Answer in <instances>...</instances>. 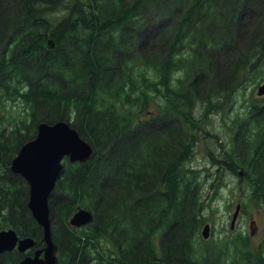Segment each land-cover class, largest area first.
Instances as JSON below:
<instances>
[{
	"label": "trees",
	"instance_id": "trees-1",
	"mask_svg": "<svg viewBox=\"0 0 264 264\" xmlns=\"http://www.w3.org/2000/svg\"><path fill=\"white\" fill-rule=\"evenodd\" d=\"M260 1L8 0L4 6L0 0V89L7 100L25 99L29 111L7 115L1 112L6 100L0 101V228L44 245L28 208L29 185L11 163L39 122L63 119L90 136L95 152L86 162L65 164L50 196L62 223L52 227L60 264H201V256L202 264H227L212 247L199 259L193 253L202 203L195 195L199 173L190 165L199 128L191 109L203 88L233 92L264 71ZM54 2L64 11L60 18L46 14ZM174 67L184 71L182 79L170 76ZM167 72L170 83L190 81V89L174 90L164 80ZM239 119L225 161L245 169L251 198L261 204L264 98ZM79 206L91 209L94 219L72 229L69 217ZM160 235H170L163 251L154 246ZM247 239L240 235L235 243L248 261L238 264H264ZM23 256L5 252L0 264H20Z\"/></svg>",
	"mask_w": 264,
	"mask_h": 264
},
{
	"label": "rangeland",
	"instance_id": "rangeland-1",
	"mask_svg": "<svg viewBox=\"0 0 264 264\" xmlns=\"http://www.w3.org/2000/svg\"><path fill=\"white\" fill-rule=\"evenodd\" d=\"M247 2L253 5L255 0H247ZM1 3L4 6L9 4L8 0H1ZM15 4H17V2ZM57 4V2L49 4L54 8H47L46 14L58 16L60 18L64 11L60 10L58 7L55 8ZM260 5L264 8V0L260 1ZM42 6L47 7L48 5L43 4ZM255 8H257V6ZM247 10L248 9H246V12L248 13L249 10ZM165 19L166 18H164V20ZM253 19L254 16H252L251 19H247L249 24L253 23ZM176 20L177 17H171L169 23L174 24ZM157 23H159V20H157ZM249 24L247 23L245 28ZM186 48L185 46L182 50H186ZM159 52L160 50L156 48L153 54H158ZM263 68L264 66L262 69ZM173 70H175V67L172 71ZM173 72L174 73H170V76H173L174 79L180 77V80L184 76V71L178 70ZM153 73L152 71L149 72L151 75H153ZM168 74L169 72H167L164 79L167 82H169ZM176 80V82H169L170 86L174 87V90L177 87H180V89H190V81H186L184 83L185 85L181 87L180 81L178 82V79ZM263 82L264 71L256 80L245 81L242 87H237L233 92H231L232 90L224 91L226 87L216 90L210 87L214 90L212 93H207V91L210 90V88L207 87L203 88L199 94L196 93V100L192 104L194 108L191 110L199 128L195 129L197 134L195 140L196 144L194 146L195 153L190 165L199 173V188L195 195L200 197V202L202 203L201 208L196 212L197 220H195L194 224L196 225L198 221L200 222V218L202 221L197 228L193 227L192 248L194 249L193 253L195 254V259H199V256L202 254L205 256L208 255L210 252L209 249L212 247V249H214L213 253H219L218 255L221 257V260L226 261L227 264H231L232 261L234 264H238L239 262L244 263L245 261L248 262L247 255L243 253L242 248H238L235 245L240 235L248 238L249 248L253 253L264 257V203L258 204L257 200L251 198L252 184L246 172H244L245 169L243 171L240 168L234 170L228 165V162L225 161V154L232 149L236 133L234 128L236 126H233V124L235 125L234 121L236 119H238L237 122L242 121V119L239 118H244L246 116L248 106L251 105L252 102L263 101L264 96H258L257 94L258 86ZM3 94H5L4 90L0 89V101H2V99L6 100L3 101L6 103L4 108L2 107V113L4 112L7 115H12L17 118L26 116V113L29 111L27 109L28 103L25 99L17 98L15 102H12L11 99L7 100L8 98H4ZM208 94H211L210 97L213 99V103H209V99L206 97ZM157 100L158 102H156L159 103L163 101V98L157 97ZM150 109L158 111L157 104L152 103ZM151 123L153 124L154 122ZM154 125L159 127L163 126L161 121H156ZM76 129L83 138L93 143L90 136L87 135L81 127L77 126ZM64 162L67 164L69 161L65 159ZM239 203L241 204L239 218L232 228V216ZM51 211L53 220L52 227L54 229V227L61 226L62 223L56 214L57 206ZM74 212L75 211H73L72 214ZM251 219H255L257 222L256 225H258L257 232L254 235L250 233ZM205 223L211 224L210 235L207 239H205L201 233ZM83 228L84 226L78 229ZM168 237L162 235L156 237L154 241L155 249L163 251V247L167 245L166 241ZM161 238L164 242L163 240L161 242ZM226 241H228V244L223 247L222 244ZM220 245L224 248V252L220 250L218 252L217 249ZM201 259L200 261L202 264V261L205 260L204 256H201ZM259 260L261 262L262 259Z\"/></svg>",
	"mask_w": 264,
	"mask_h": 264
},
{
	"label": "water",
	"instance_id": "water-1",
	"mask_svg": "<svg viewBox=\"0 0 264 264\" xmlns=\"http://www.w3.org/2000/svg\"><path fill=\"white\" fill-rule=\"evenodd\" d=\"M257 94L264 95V82L258 86ZM95 152L93 143L83 138L79 131L67 120L54 123L41 121L36 136L24 143L11 163L12 172L21 175L29 184L28 208L32 216L43 229L45 246L37 248L33 254L25 255L20 264H59L58 246L53 239L50 196L56 188L57 181L64 169L63 159L71 162H86ZM241 204H237L232 216L234 227ZM2 210L0 209V219ZM93 212L79 207L70 217L72 226L81 227L92 222ZM252 221V233L256 231ZM211 225L206 223L202 235L208 238ZM36 241L31 236L20 237L14 228L0 229V254L17 248L26 252L34 247Z\"/></svg>",
	"mask_w": 264,
	"mask_h": 264
},
{
	"label": "flooded vegetation",
	"instance_id": "flooded-vegetation-1",
	"mask_svg": "<svg viewBox=\"0 0 264 264\" xmlns=\"http://www.w3.org/2000/svg\"><path fill=\"white\" fill-rule=\"evenodd\" d=\"M252 219H251V221H250V227H251V224H252ZM254 227L256 228V229H258V225H256L255 223H254ZM58 255H59V251H58ZM59 264H60V255H59Z\"/></svg>",
	"mask_w": 264,
	"mask_h": 264
}]
</instances>
